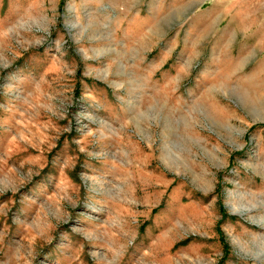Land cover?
I'll return each instance as SVG.
<instances>
[{"label": "rangeland", "instance_id": "1", "mask_svg": "<svg viewBox=\"0 0 264 264\" xmlns=\"http://www.w3.org/2000/svg\"><path fill=\"white\" fill-rule=\"evenodd\" d=\"M0 264H264V0H0Z\"/></svg>", "mask_w": 264, "mask_h": 264}, {"label": "bare ground", "instance_id": "2", "mask_svg": "<svg viewBox=\"0 0 264 264\" xmlns=\"http://www.w3.org/2000/svg\"><path fill=\"white\" fill-rule=\"evenodd\" d=\"M259 260H263V257H261Z\"/></svg>", "mask_w": 264, "mask_h": 264}]
</instances>
